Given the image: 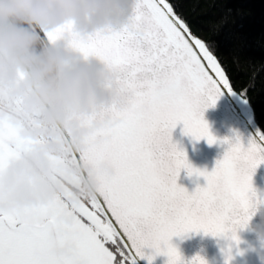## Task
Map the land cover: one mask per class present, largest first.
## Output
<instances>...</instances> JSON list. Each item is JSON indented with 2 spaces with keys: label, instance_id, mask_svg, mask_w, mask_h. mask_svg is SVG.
Returning a JSON list of instances; mask_svg holds the SVG:
<instances>
[{
  "label": "snow or ice",
  "instance_id": "6c2138e0",
  "mask_svg": "<svg viewBox=\"0 0 264 264\" xmlns=\"http://www.w3.org/2000/svg\"><path fill=\"white\" fill-rule=\"evenodd\" d=\"M72 43L119 74L126 104L113 110L115 123L100 133L103 142L92 149L94 158L112 160L116 172L103 178L104 197L96 214L85 212L93 228L74 226L78 246L72 259L51 254L46 227L22 224L9 214L0 215V264H136L146 247L167 256V264H184L170 241L193 231L231 233L239 244L237 229L262 202L252 177L264 164V134L247 146L237 138L211 172L193 168L172 143V131L181 122L185 134L214 143L203 111L222 89L233 86L171 0H139L123 30ZM181 169L203 176L205 186L190 193L178 185ZM230 252L225 264H230ZM153 259L149 255L148 264ZM190 264L207 262L196 256Z\"/></svg>",
  "mask_w": 264,
  "mask_h": 264
},
{
  "label": "water",
  "instance_id": "95a60500",
  "mask_svg": "<svg viewBox=\"0 0 264 264\" xmlns=\"http://www.w3.org/2000/svg\"><path fill=\"white\" fill-rule=\"evenodd\" d=\"M138 2L139 0H127L124 10L117 13L119 17L117 23L106 22L88 30H80L77 27V21L73 18H68L58 26L49 28L35 20L18 16L24 18L31 30L40 36L46 44L48 53L51 50L71 54L70 61L63 64L60 69L55 68L53 82L59 83L64 72H72L78 66H99L101 79L97 84V92L105 99L103 102L93 100L86 108L80 105L63 106L41 95V89L53 82L45 77L28 46L26 50L18 46L0 50L1 56L5 58L9 67L39 103L47 120H50L57 131L58 138L65 140L80 179L98 208L104 197L103 178L115 175L116 168L110 159L94 158L92 149L94 145L103 142L104 138L100 133L115 123L113 110H119L125 106L126 96L119 83V74L101 59L85 56L72 41L74 38L87 41L99 33L123 30L132 21ZM88 22L91 24V18ZM10 30L17 33L9 17L0 20V31L9 32ZM52 35H56L57 38L50 39ZM210 74L214 77V73ZM3 117L0 119V132L5 137L7 136L14 143L22 139H31L20 121H15L9 114ZM203 120L207 123L212 136L216 138L214 143L209 144L207 138L196 140L191 135L185 134L182 122L177 124L171 137L172 143L186 154L188 163L199 170L211 172L216 162L223 158L230 144L235 143L237 138L247 146L249 141L258 139V133L263 134L252 118L248 103L244 102L234 89L231 91L227 88L222 89V94L219 95L215 104L203 111ZM17 134L18 137H16ZM35 149L40 152L41 166L49 165L39 145L35 146ZM11 162L8 156L0 152V215L15 214L22 224L46 227L51 254L61 260L72 259L77 252V239L70 235L66 226L60 221L58 222L41 209V206L36 203L37 195L34 190H29L24 185L22 177L12 169L17 168L16 165ZM45 171L60 190L73 203H76L77 198L71 194L66 185L61 183L53 172ZM177 183L191 193L197 187L205 186L206 181L203 176L189 175L186 169H181ZM252 186L262 202L255 204L246 226L237 229L236 234L240 243L236 244L231 240V233L227 236H213L203 231H193L173 236L170 243L178 249L184 264H190L196 256L202 257L207 264H225L229 248L232 257L230 264H264V164L256 169L252 177ZM125 242H127L126 238ZM142 251L145 254L144 258L137 257L136 264H148L149 255L154 256L152 264H167V256L157 255L154 249L146 247Z\"/></svg>",
  "mask_w": 264,
  "mask_h": 264
},
{
  "label": "trees",
  "instance_id": "16d2710c",
  "mask_svg": "<svg viewBox=\"0 0 264 264\" xmlns=\"http://www.w3.org/2000/svg\"><path fill=\"white\" fill-rule=\"evenodd\" d=\"M171 2L194 36L207 44L264 134V0ZM40 45L45 46L41 39Z\"/></svg>",
  "mask_w": 264,
  "mask_h": 264
},
{
  "label": "clouds",
  "instance_id": "9594fccd",
  "mask_svg": "<svg viewBox=\"0 0 264 264\" xmlns=\"http://www.w3.org/2000/svg\"><path fill=\"white\" fill-rule=\"evenodd\" d=\"M127 0H0V20L23 16L49 28H54L68 18L77 21L80 30H88L106 22L117 23V13L124 10ZM91 18V24L88 20ZM31 37L14 31H0V50L20 47L27 49ZM72 59L65 51H49L45 71L61 66ZM101 69L97 65H81L72 72H64L59 83H50L41 89V95L63 106L87 107L95 100L103 102L97 92Z\"/></svg>",
  "mask_w": 264,
  "mask_h": 264
},
{
  "label": "flooded vegetation",
  "instance_id": "af4514ba",
  "mask_svg": "<svg viewBox=\"0 0 264 264\" xmlns=\"http://www.w3.org/2000/svg\"><path fill=\"white\" fill-rule=\"evenodd\" d=\"M10 19L11 22L15 25L18 33L26 34L28 33V31H31L29 24H27L24 18L22 19L20 17H10ZM39 38L40 36L35 34V36L31 38V41L36 44L30 45L29 43L28 47L31 50L32 54L36 56L38 60L37 62L42 67L45 77H47L51 82H53L55 80L54 67L50 71H45V68L48 65V55H45L43 47L41 48ZM36 52H38L39 54L41 53L40 58L38 55H36ZM2 59H4V57H2L0 54V60ZM0 64H2L1 61ZM1 76L3 75L1 74ZM15 81L20 84V81L18 79H14V81L11 78L6 79L1 77L0 79V118H2L5 114H9L13 116L15 120L17 119V121H20L23 124L24 129L29 132V135L31 137V139L28 140L22 139L26 146L30 147L33 145L34 142H37L38 145L41 146V148L45 152H47V159L48 161L50 160L51 166L45 165V167L43 168L41 165H39V163H37V161L32 156L28 155L19 147L24 153H26V157L28 159H30L33 163L37 164L39 170L48 177L49 181L53 184L56 191L62 197H64V199L69 203V205L75 208L78 214L90 210L96 213L99 208L92 199L91 194L88 193V191L86 190L85 185L81 182L79 174L74 176L73 179H71L70 177L71 174H76L77 170L74 165V161H72L70 152L67 150L65 140H63L62 138H58L57 131L54 129L51 122L47 120L36 100L33 99V97L29 94L28 91L18 89V86ZM22 92L24 93V95L21 96ZM21 110H29L34 116V118L30 120L24 117ZM0 136L4 137L1 133ZM10 142L13 143L12 141ZM0 149L4 150L2 148L1 143ZM37 158L41 159V156H38V153ZM45 170L53 172L59 178L61 183H64L72 192V194H75L81 204V208L78 207L76 204L73 205V203L70 202L69 198L62 193L58 185L55 184L53 179L49 176L48 173H46Z\"/></svg>",
  "mask_w": 264,
  "mask_h": 264
},
{
  "label": "rangeland",
  "instance_id": "374dc122",
  "mask_svg": "<svg viewBox=\"0 0 264 264\" xmlns=\"http://www.w3.org/2000/svg\"><path fill=\"white\" fill-rule=\"evenodd\" d=\"M26 34L29 37L32 36L29 33H26ZM40 55H41V53H40ZM4 60L5 59L0 60L2 62V64H0V79H1V77L6 78V79L11 78L13 81H14V79H18L20 81V84L17 81H15L17 86H18V89L23 90V91H27L23 87L24 85L21 83V80L16 76V74L13 72L12 68L9 67L7 62ZM1 74L3 76H1ZM22 95H24L23 92L21 93V96ZM21 112H22L24 117H26L30 120L34 118V116L32 115V113L29 110H27V111L21 110ZM2 118H4V117H2ZM2 118H0V119H2ZM22 126H23V124H22ZM4 137L0 136V143L2 144V148L5 151L0 149V152L2 154H4L6 157L8 156L10 158V160L13 162V164L16 165L17 168H12V169L15 170L17 175H20L22 177V179L24 181L23 182L24 185H26L29 190H34L35 195L38 196L36 203L39 206H41V209L46 214H49V216L54 217L58 222L60 221L64 226H66L70 235L72 237H74L75 239H76V233L73 231L74 226L79 224V225L86 227V228H90V229L93 228V225L89 223L87 216H85V212L91 213L93 215H95L96 213L94 211L90 210V211H84V213L78 214L76 212L75 208H73L71 205H69V203L64 199V197H62L56 191L53 184L49 181L48 177L39 170L37 164L33 163L30 159H28L26 157V153H24L19 148V146H16L14 143H11L7 136L5 138ZM40 149H42L41 146H40ZM48 163L51 166L50 160L48 161ZM77 174H78V172L76 174H74V173L71 174L70 175L71 179H73L74 176H76ZM70 202L73 203L72 201H70ZM74 204H76L78 207H80V205H81L79 200H77V199H76V203H73V205ZM81 215H83V216H81ZM98 219H99V217H97V220ZM105 227L106 228L108 227L107 224H105ZM113 250L115 251L117 249L114 248Z\"/></svg>",
  "mask_w": 264,
  "mask_h": 264
},
{
  "label": "bare ground",
  "instance_id": "6f19581e",
  "mask_svg": "<svg viewBox=\"0 0 264 264\" xmlns=\"http://www.w3.org/2000/svg\"><path fill=\"white\" fill-rule=\"evenodd\" d=\"M9 19H10V17H9ZM10 21H11V19H10ZM12 23V22H11ZM13 24V23H12ZM15 26V25H14ZM15 29H16V27H15ZM16 31H17V29H16ZM17 33H18V31H17ZM194 35V34H193ZM195 37V36H194ZM197 38V37H196ZM29 48V47H28ZM30 50V49H29ZM31 52V51H30ZM32 54V53H31ZM33 56V55H32ZM35 58V60H36V62H37V59H36V57H34ZM5 59V58H4ZM8 64V63H7ZM37 64H38V62H37ZM39 65V64H38ZM41 67V66H40ZM42 69V68H41ZM43 71V70H42ZM15 73V72H14ZM22 83V82H21ZM23 84V83H22ZM25 88V87H24ZM27 89V88H26ZM28 91V90H27ZM29 92V91H28ZM30 94V93H29ZM31 95V94H30ZM241 98V97H240ZM34 99V98H33ZM242 99V98H241ZM36 100V99H35ZM243 100V99H242ZM37 102V101H36ZM244 102H246L245 100H244ZM38 103V102H37ZM38 105H39V103H38ZM44 114V113H43ZM46 117V116H45ZM17 121V120H16ZM50 121V120H49ZM19 122V121H18ZM26 131V130H25ZM27 134H29V132H27ZM16 137H18V134H17V136ZM63 139V138H62ZM10 140V139H9ZM10 141H12V140H10ZM13 142V141H12ZM14 143V142H13ZM15 144L17 145V146H19L23 151H25L28 155H30V156H32L36 161H37V163H39L40 161H41V159H38L37 158V153H38V156H41L40 155V152L39 151H37V149H35V146L37 147V145H38V143L36 142H34L33 143V145L32 146H26V144L22 141V140H19V141H16L15 142ZM39 148H40V146H39ZM41 150V149H40ZM42 151V150H41ZM43 152V151H42ZM45 153V155H46V157L48 158V156H47V154H46V152H44ZM12 163V162H11ZM39 165H41V163H39ZM75 165V164H74ZM42 167L44 168L45 167V164H42ZM80 177V176H79ZM81 182H82V180H81ZM84 184V183H83ZM85 185V184H84ZM67 187V186H66ZM86 187V186H85ZM68 188V187H67ZM69 190V189H68ZM70 191V190H69ZM71 192V191H70ZM63 193V192H62ZM89 193V192H88ZM71 194H72V192H71ZM74 196H75V194H73ZM76 197V196H75ZM92 197V196H91ZM77 198V197H76ZM37 199H38V196H37ZM93 199V198H92ZM70 200V199H69ZM77 200H78V198H77ZM94 200V199H93ZM71 201V200H70ZM114 233V232H113ZM73 234V233H72ZM74 235V234H73Z\"/></svg>",
  "mask_w": 264,
  "mask_h": 264
}]
</instances>
